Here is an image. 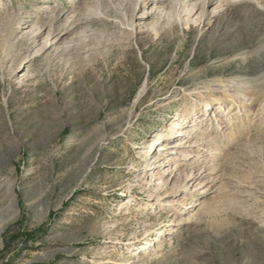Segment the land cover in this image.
<instances>
[{"label": "rangeland", "instance_id": "1", "mask_svg": "<svg viewBox=\"0 0 264 264\" xmlns=\"http://www.w3.org/2000/svg\"><path fill=\"white\" fill-rule=\"evenodd\" d=\"M221 2L0 0V264H264V0Z\"/></svg>", "mask_w": 264, "mask_h": 264}, {"label": "bare ground", "instance_id": "2", "mask_svg": "<svg viewBox=\"0 0 264 264\" xmlns=\"http://www.w3.org/2000/svg\"><path fill=\"white\" fill-rule=\"evenodd\" d=\"M214 0H205V5H207V4H211L212 2H213ZM222 2H224V1H227V0H221ZM232 1V0H231ZM233 1H236V0H233ZM222 2H221V4H222ZM224 4V3H223ZM202 7V6H201ZM220 10V8L218 7L215 11H213L212 13L214 14H216V13H218V11ZM221 14V13H220ZM219 14V15H220ZM214 16V15H213ZM215 16H217V15H215ZM62 17V16H61ZM61 17L59 18H56V20L58 21V20H60L61 19ZM222 17V16H221ZM224 17V16H223ZM219 18V17H218ZM217 18V19H218ZM144 19V18H143ZM216 20V19H215ZM66 21V20H65ZM73 21V20H72ZM66 22H68V20L66 21ZM58 23V22H57ZM70 25H72V24H70ZM72 27V26H71ZM68 28V27H67ZM54 30V29H53ZM224 33V32H223ZM227 34V33H226ZM224 35V34H223ZM228 37V36H227ZM56 38V37H55ZM224 38V37H223ZM226 38V37H225ZM138 39V38H137ZM136 40V39H135ZM137 41H135V43H136ZM138 45V44H137ZM240 55V54H239ZM260 81V80H259ZM236 85H237V89L239 90V88L240 87H243L244 89L245 88H252V87H260L259 89H258V92L259 91H261V90H263L264 89V86L263 85H261V84H259L258 83V85H255L254 84V81H252V80H250V79H247V80H236V83H235ZM248 85H249V87H248ZM245 86V87H244ZM247 86V87H246ZM233 94L236 92H238V91H231ZM240 94V93H239ZM141 96V95H140ZM139 97L137 96V98H136V100L138 99ZM216 116V115H215ZM203 122V119H200V120H198L197 121V123H194L193 125H192V127H194V129L192 130L194 133L196 132V130H201V127L199 126L201 123ZM183 133H184V131H183V126H182V124H181V122H179L178 120L177 121H174V122H172V128H170L169 130H168V134H167V136L168 135H170V137H177V136H182L183 135ZM152 146H154L155 145V142H152V144H151ZM168 146H169V150H173V148H179V146H180V144L178 143V141H173V142H171V143H168ZM147 147H149V146H147ZM145 154H147V152H145ZM171 154H173V151H170V153H169V155H171ZM186 156V155H185ZM165 161H166V157L165 158H161V157H158V161L157 162H159L160 163V165H159V170H158V172H157V174H158V176H160V177H162L163 176V174L165 173V167H166V165H165ZM151 164H149L148 163V166H150ZM160 166L162 167V168H160ZM153 168V167H152ZM196 180H200V176L199 177H197V176H193V177H191V178H188V176H186L185 178H184V184H182V185H180V186H178V188H176V190H174L173 192L171 191V193H169L168 194V196L170 197V196H172V197H174V196H177V193L178 192H180V191H182V190H185V188L188 186V184L190 183V182H194V181H196ZM188 183H187V182ZM184 185V186H183ZM167 191H169V189L167 188V186L166 187H164V188H160L159 190H158V192L156 193V195L154 196V198H156V197H158L159 195H160V193L161 192H164V193H166ZM183 192V191H182ZM179 204H183V202H181V203H179ZM180 233V232H179ZM143 248V250L144 249H148L147 247H146V245H144V246H142Z\"/></svg>", "mask_w": 264, "mask_h": 264}]
</instances>
